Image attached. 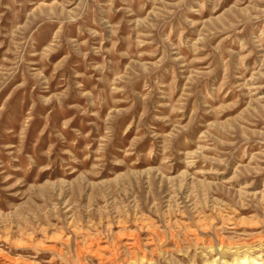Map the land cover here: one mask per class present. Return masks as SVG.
Instances as JSON below:
<instances>
[{"label":"rangeland","instance_id":"374dc122","mask_svg":"<svg viewBox=\"0 0 264 264\" xmlns=\"http://www.w3.org/2000/svg\"><path fill=\"white\" fill-rule=\"evenodd\" d=\"M0 264H264V0H0Z\"/></svg>","mask_w":264,"mask_h":264}]
</instances>
